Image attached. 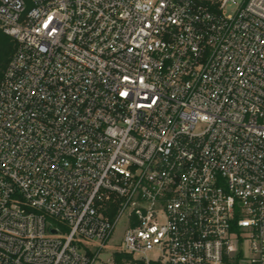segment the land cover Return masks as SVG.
I'll use <instances>...</instances> for the list:
<instances>
[{
    "label": "built area",
    "instance_id": "obj_1",
    "mask_svg": "<svg viewBox=\"0 0 264 264\" xmlns=\"http://www.w3.org/2000/svg\"><path fill=\"white\" fill-rule=\"evenodd\" d=\"M0 23V264H95L120 225L106 264H264V0H0Z\"/></svg>",
    "mask_w": 264,
    "mask_h": 264
},
{
    "label": "trees",
    "instance_id": "obj_2",
    "mask_svg": "<svg viewBox=\"0 0 264 264\" xmlns=\"http://www.w3.org/2000/svg\"><path fill=\"white\" fill-rule=\"evenodd\" d=\"M30 8V4H29ZM18 49V41L16 38L5 32L0 23V82L2 81L6 70ZM123 259L128 261L132 260V257L128 254H117V261L121 262Z\"/></svg>",
    "mask_w": 264,
    "mask_h": 264
},
{
    "label": "rangeland",
    "instance_id": "obj_3",
    "mask_svg": "<svg viewBox=\"0 0 264 264\" xmlns=\"http://www.w3.org/2000/svg\"><path fill=\"white\" fill-rule=\"evenodd\" d=\"M237 1L241 2L242 0H237ZM122 230H123L122 225L118 226L116 233H114L113 238L104 247V250L98 256V259L96 260L95 264H106L108 259H112V257L114 256V252L121 243L123 236ZM93 245H95L96 248L100 246V244L98 243H93Z\"/></svg>",
    "mask_w": 264,
    "mask_h": 264
}]
</instances>
